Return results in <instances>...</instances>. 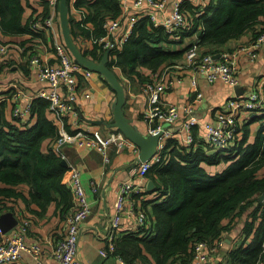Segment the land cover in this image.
Masks as SVG:
<instances>
[{
  "label": "trees",
  "instance_id": "1",
  "mask_svg": "<svg viewBox=\"0 0 264 264\" xmlns=\"http://www.w3.org/2000/svg\"><path fill=\"white\" fill-rule=\"evenodd\" d=\"M76 4L86 10L90 27L69 17L74 39L102 34L103 20L121 12L119 0H77ZM30 5L29 0H0V31L32 34L28 20L22 22L24 9ZM182 6L188 24L178 31L153 25L147 15L132 25L112 61L124 77L143 82V69L157 70L177 61L187 45L174 48V43L186 35L200 31L199 45L222 44L242 35L254 23L264 24V0H207L202 12L193 0H183ZM39 36L47 42L44 34ZM82 51L95 60L104 52L96 45ZM110 62L107 65L112 68ZM31 100L32 119L27 124L7 120L0 107V215L21 208L34 220L53 208L52 213L61 219L72 204V193L63 180L68 166L51 147L58 132L55 113L48 108L47 99L35 96ZM263 126L248 141V123L244 122L236 152H209L200 144L189 150L172 147L166 163L155 162L147 171V177L154 181V187L147 191H155L156 197L143 204L153 233L141 236L120 231L112 253L126 264H186L196 240H216L231 228L232 220L247 212L239 233L241 241L228 247L216 264H260L264 260V198H258L264 191ZM173 141L169 139L168 144Z\"/></svg>",
  "mask_w": 264,
  "mask_h": 264
},
{
  "label": "built area",
  "instance_id": "2",
  "mask_svg": "<svg viewBox=\"0 0 264 264\" xmlns=\"http://www.w3.org/2000/svg\"><path fill=\"white\" fill-rule=\"evenodd\" d=\"M29 1L33 6L29 9L27 17L28 27L32 31V34L28 35L32 38L31 41H40L42 38L39 35L44 34L47 42L42 41L52 56L44 55L38 50L37 45H32V50L27 54V65L45 86L31 95L27 94L23 87L15 86L10 97L12 105L9 120L19 119L21 123H30L31 99L35 96L47 99L48 108L55 113L58 132L51 142V147L60 154L68 166L64 182L71 189L72 204L64 212L59 226L49 238L51 242L49 256L58 264H84L78 256L79 230L81 223L89 215L90 200L80 170L67 161L61 146L94 148L101 154L105 164L111 161V151L120 153L126 150L132 154L127 176L117 182L114 190L107 242L105 249L100 250L102 255L113 252L114 239L121 231L124 220L127 225L126 231L141 236L151 235L153 225L143 204L144 200H149L145 193L149 167L155 162L166 163L171 157L172 147L189 150L192 146L200 144L209 152L211 149L236 152L242 139L245 120L251 113L264 109V24L258 22L251 25L244 32L246 38L229 49L201 50L196 37L187 43L186 50L177 61L157 70L144 71L146 79L140 86V92L146 100L142 114L146 124L145 133L159 135L154 153L148 159L137 160L139 146L119 128L109 126L103 132L93 127L91 122L83 117L84 101L91 97V86L87 81L94 71L76 61L60 34H57L60 27L58 10L60 0ZM76 1H67L68 17L84 27H90L85 20L86 10L78 6ZM119 1L120 14L103 20L102 34L90 35L88 38L77 35L76 39H73L81 49H88L87 45L90 44L102 50L107 49L109 51L107 62L111 61L112 69L122 77L123 83L125 77L119 66L112 61L128 37L132 25L140 16L147 15L153 25H162L168 31L183 29L188 24V19L183 10V0ZM206 1H195L199 12H202ZM8 53V43L0 39V62H9ZM243 59L259 66L257 76L249 85L248 91L227 96L211 111L208 119L203 121L198 119L193 112L196 102L203 99L198 76L203 77L208 83L219 80L235 87L239 83V70ZM259 60H262L261 64L258 63ZM170 67L174 69L170 70ZM180 70L183 71L176 73ZM183 72L188 74L190 99L182 102L168 101L165 95L174 84V77L180 80ZM196 127L204 133L201 139L197 135ZM169 139L174 141L168 144ZM89 183L92 192L98 194L100 190L98 183L93 180ZM151 196L156 197V192L152 191ZM13 214L17 218L14 226L7 231H3L0 226V264L18 261L22 251H27L37 264H44L42 258L44 248L40 240L27 241L33 219L25 209L17 208ZM225 242V235L212 242L205 239L196 240L190 261L186 264H216L219 260L218 253ZM262 244L264 245V239ZM119 259L122 264H126L120 257ZM260 264H264V260Z\"/></svg>",
  "mask_w": 264,
  "mask_h": 264
},
{
  "label": "crops",
  "instance_id": "3",
  "mask_svg": "<svg viewBox=\"0 0 264 264\" xmlns=\"http://www.w3.org/2000/svg\"><path fill=\"white\" fill-rule=\"evenodd\" d=\"M173 0H168L172 2ZM194 2L196 0H193ZM33 6L25 7L22 22L27 19L29 9ZM59 29V27H58ZM57 34H60V29ZM28 35L23 34H3L0 31V39L7 42L9 46L8 58L9 62H0V107L3 109L4 117L9 120L11 112V95L15 86L23 87L27 94L31 95L39 88L45 86V83L39 81L36 73L27 65V54L32 49V45H37L38 50L44 55L51 57L52 53L46 50L45 43L42 40L28 41ZM198 36V32L183 37L181 42H176L174 48L187 45L190 41ZM42 38V37H41ZM246 38V34L228 39L222 44H203L200 45L201 50L215 51L221 49H229ZM91 48L92 45H87ZM173 46V44H172ZM239 70V83L235 87L228 86L217 80L212 83L198 76V84L203 92V99L197 101L194 108V114L201 121L210 117L211 111L220 104L227 96L234 93H246L252 80L257 76L256 71L258 65H252L246 59H243ZM259 64L262 60H259ZM173 70L174 67H170ZM119 71V70H118ZM147 69H143V72ZM180 70L176 73H181ZM173 74L175 72H172ZM174 77V84L168 89L166 99L168 101H187L190 99L188 92V74L182 73V78ZM87 83L91 86V97L84 101L82 114L83 117L91 122L92 126L105 132L110 126L108 123L112 118L111 104L115 95L112 87L103 80V78L94 72L88 79ZM126 100L123 105L124 113L131 117L133 123L145 132L146 124L142 117L145 109L146 100L141 94L140 86L142 79L128 77L123 79ZM26 101V99H23ZM55 116V115H54ZM10 121V120H9ZM58 125V121L54 119ZM248 123V141H252L257 131L264 125V113L261 115L251 113L245 120ZM264 128V126H263ZM264 131V130H263ZM198 137L201 139L204 135L202 130L196 127ZM43 149L47 150V146L43 144ZM61 151L66 155L67 161L80 170V176L90 200V212L88 217L81 223L79 230V249L78 256L84 264H122L119 257L113 253L102 255L101 249H105L108 232L109 219L112 214V202L114 199V190L118 181L126 178L128 163L131 161V153L122 151L120 153L110 152V163H103L101 154L94 148H76L71 145L61 146ZM67 174L65 173L63 180ZM149 179V178H148ZM147 179V180H148ZM90 180L98 183L99 193H93L90 189ZM146 195L151 199V192L146 191ZM150 204H148L149 207ZM50 208L48 212L33 220L28 236V242L40 240L44 248L43 263L58 264V262L49 256L51 242L49 238L59 226L61 220L58 214L52 213ZM247 216V212H242L238 219L231 222V228L225 232V250L235 243L241 241L239 236L241 226ZM126 221H123L120 230H126ZM119 230V231H120ZM251 237V236H250ZM247 239V241L250 239ZM221 259V257H220ZM219 261V260H218ZM10 264H37L36 261L27 251H22L18 261Z\"/></svg>",
  "mask_w": 264,
  "mask_h": 264
},
{
  "label": "water",
  "instance_id": "4",
  "mask_svg": "<svg viewBox=\"0 0 264 264\" xmlns=\"http://www.w3.org/2000/svg\"><path fill=\"white\" fill-rule=\"evenodd\" d=\"M67 1L68 0H60L58 8L60 29L64 44L76 61L82 63L85 67L94 72H97L112 87L115 95L111 104L112 118L108 124L119 128L129 139L139 146L137 160L148 159L155 151L159 133L147 134L142 132L137 125L133 123L132 118L124 113L123 105L126 100L125 88L117 73L107 65L109 51L107 49L104 50L101 58L98 60L83 54L82 49L78 46L70 33ZM199 33L200 31H198V34ZM212 150L213 149L210 151ZM61 163L66 164V161L62 159ZM146 187L147 190L152 189L154 187V181L148 179ZM258 198H264V191L258 195ZM16 223L17 218L11 211L1 213L0 226L3 231L9 230Z\"/></svg>",
  "mask_w": 264,
  "mask_h": 264
},
{
  "label": "rangeland",
  "instance_id": "5",
  "mask_svg": "<svg viewBox=\"0 0 264 264\" xmlns=\"http://www.w3.org/2000/svg\"><path fill=\"white\" fill-rule=\"evenodd\" d=\"M248 113H249V111H248ZM255 114H258V115H261L263 112L262 111H256V112H254ZM225 246V245H224ZM223 246V248L222 249H220V251H219V257L222 255V254H224V251H225V247Z\"/></svg>",
  "mask_w": 264,
  "mask_h": 264
}]
</instances>
